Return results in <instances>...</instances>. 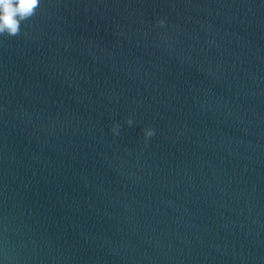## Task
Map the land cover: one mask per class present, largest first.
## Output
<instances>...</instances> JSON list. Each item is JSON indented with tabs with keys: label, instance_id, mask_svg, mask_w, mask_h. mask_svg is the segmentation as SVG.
Instances as JSON below:
<instances>
[{
	"label": "water",
	"instance_id": "obj_1",
	"mask_svg": "<svg viewBox=\"0 0 264 264\" xmlns=\"http://www.w3.org/2000/svg\"><path fill=\"white\" fill-rule=\"evenodd\" d=\"M0 264H264V0H42L0 37Z\"/></svg>",
	"mask_w": 264,
	"mask_h": 264
},
{
	"label": "clouds",
	"instance_id": "obj_2",
	"mask_svg": "<svg viewBox=\"0 0 264 264\" xmlns=\"http://www.w3.org/2000/svg\"><path fill=\"white\" fill-rule=\"evenodd\" d=\"M42 0H0V37H16L21 35L26 22L32 20L37 15L41 7ZM164 20H158L157 25H164ZM127 124L131 126L133 120L127 119ZM111 131L119 135L120 126L114 124ZM145 140L155 135V129L145 128L143 130Z\"/></svg>",
	"mask_w": 264,
	"mask_h": 264
}]
</instances>
